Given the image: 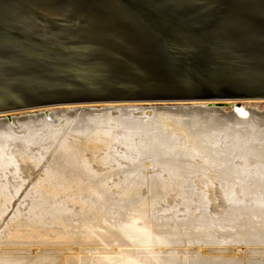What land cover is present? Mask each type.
Segmentation results:
<instances>
[{
  "label": "bare ground",
  "instance_id": "1",
  "mask_svg": "<svg viewBox=\"0 0 264 264\" xmlns=\"http://www.w3.org/2000/svg\"><path fill=\"white\" fill-rule=\"evenodd\" d=\"M15 120L19 123L17 128ZM205 123H212L209 127L219 130V133L224 123H231L229 133H233L232 136H228V139L225 133L221 136L223 140H230L233 145L241 144L237 142L240 134H236L241 130L233 131L232 123L245 127L244 129L248 127L252 141L257 139L264 142V111L25 118L14 119L12 122H9V119H0V220L10 201L30 176L22 175L23 164L30 163L37 167L44 155L54 147L53 155H50L51 161H48L27 193V208L14 212L13 222L8 224L4 229L5 233L3 232L5 240L0 241L2 246L22 247L3 248L0 264H264V254L251 257L246 255V251L251 249L243 250L246 245L264 246V150L259 151L261 159L255 157L257 164H254L259 174L256 177L247 175L246 179L248 183H253L254 188L250 187V190L256 196L245 204L244 201H237L233 193L234 183L236 179L241 180L242 184L238 187L243 188L245 184L241 176L246 174V170L242 169V166L226 165L221 158L216 162L218 158L215 156L219 154L217 148L213 150L212 155L210 152L206 153V146L198 147L190 143L195 142V137L210 135L207 128L204 130L205 127L202 126ZM146 124H152L153 127L155 125L159 131L157 143L161 144L165 139L162 136L170 138L168 131L172 134L174 132V135L171 134L173 141L189 142L191 155L198 157L203 163L186 162L183 159L186 151H175L174 144L169 139L168 142H171L174 150L170 148L169 151H164L157 145H150L151 143L149 148H134L126 141L133 140L134 137L127 136L123 128L137 130ZM20 128L23 133L18 135ZM34 128L38 131H33ZM45 133L49 134V139L45 138ZM133 135L144 134L134 131ZM214 136L213 139L208 136L209 140L206 141L216 142ZM202 137L201 140L204 139ZM140 138L144 144V136ZM48 140H51V144L47 145ZM242 140L245 139L240 141ZM32 142L45 147H42L41 152L34 148L29 149L28 145ZM168 144L166 148L171 147ZM123 150L125 154H120ZM182 150L184 151V148ZM231 151L233 154L238 153L236 149ZM147 154L155 155L154 161L162 169L164 176L142 173L139 162H135L136 157ZM240 159L244 161L245 158ZM123 161L131 164L122 167ZM147 162L153 165L152 161ZM191 166L213 171L211 179L219 183L226 204V209L221 210L224 214L209 215L201 212V215L197 216L199 210L191 212L193 197L188 199L183 195V185L187 182ZM212 184L207 180L205 187L210 189ZM173 191L178 192L179 199L176 202L179 203L180 209L174 206V202L173 206L164 210L166 217L162 218L161 223H156L153 213L159 209H156L155 205ZM213 200L214 196L210 198L206 192L204 202L209 204ZM236 205H240L241 210L237 209ZM75 208L78 212H74ZM171 224L185 225L187 232L180 231L179 227L174 229ZM217 235L221 236V239ZM182 239H187L189 244L195 245L196 250L200 249L198 257L196 255L190 258L182 254L181 258L170 254L172 249H164L168 245H179ZM223 239L226 241L222 244H228L227 247H211L220 244ZM23 245H32L33 248ZM142 245L144 248H141ZM146 245L158 247L149 248ZM36 249L39 250L38 253ZM91 249L101 254L94 256L98 258L96 263L88 261L92 254L80 255V252L87 250L93 252ZM237 249H242L241 255H234L240 253Z\"/></svg>",
  "mask_w": 264,
  "mask_h": 264
},
{
  "label": "water",
  "instance_id": "2",
  "mask_svg": "<svg viewBox=\"0 0 264 264\" xmlns=\"http://www.w3.org/2000/svg\"><path fill=\"white\" fill-rule=\"evenodd\" d=\"M263 111L264 0H0V119Z\"/></svg>",
  "mask_w": 264,
  "mask_h": 264
},
{
  "label": "rangeland",
  "instance_id": "3",
  "mask_svg": "<svg viewBox=\"0 0 264 264\" xmlns=\"http://www.w3.org/2000/svg\"><path fill=\"white\" fill-rule=\"evenodd\" d=\"M169 116H172V117H175V115H169ZM259 118V117H258ZM261 119V118H260ZM6 120H8V119H6ZM14 119H9V122H12ZM16 121V122H15ZM14 121V124H16V128L19 126V123L17 122V120H15ZM263 121V120H262ZM227 123V122H226ZM207 123H205V125L203 124L202 126L203 127H205L204 128V130L206 129V130H208L209 131V133H210V135H212V134H216V133H218L217 135H212V136H210V135H201V137L202 136H205V137H202V138H204V139H200V138H196L195 137V142L194 141H192V142H190V143H192V145H196V146H206L207 147V150L205 149V151H206V153L208 152H210V153H212V155H214V153H213V150H215L216 148L218 149V151H219V154H216V162H219L220 161V158L224 161V164L226 163V165H232L233 167L234 166H236V165H238V166H242L243 168L242 169H245L246 170V174H243L241 177H242V179H244V184L245 185H243V188L241 189L240 187H238L240 184H242V182H241V180H239V179H236L235 180V183H234V186L235 187H233L234 189V194L236 195V197H237V201H244L243 203L245 204V202H248L249 201V199H251V198H253V197H255L256 196V194L253 192V191H251L250 190V187H251V189L252 188H254V185H253V183H251V182H249L248 183V181L246 180V179H248V176L247 175H249L250 177H256L259 173L256 171V168H257V166L255 165V164H257V162H256V159H255V157L257 156L258 158H260V157H262L261 156V154L259 153V151H260V149L261 150H264V142H262V141H257V139L256 140H251V138L249 137L250 136V129L247 127L246 129H244L245 127H240V125H238V124H234V123H232V130L233 131H235V130H241L240 131V133H236L237 134V136H238V134H240V138L241 139H245V140H242V141H240L241 139L240 138H238V143L240 144L239 146H237L236 144H230V140H228L227 141V139H228V136H232V132L233 131H231V133L232 134H230L229 133V125H231V123L230 124H225L224 123V125H222L220 128V131H221V133H219V130H214L213 128L211 129V127H209V125H212V123H208L207 125H206ZM214 124V123H213ZM190 125V124H189ZM208 126V127H207ZM237 128H236V127ZM239 126V127H238ZM53 127V126H52ZM152 127V128H151ZM147 128V129H146ZM35 129V128H34ZM150 129H152V130H150ZM210 129V130H209ZM226 129V130H225ZM235 129V130H234ZM244 129V130H243ZM123 130L125 131V133H126V135L128 136V135H131V136H133L132 138H133V140L135 141H133V140H126V141H128V143L129 144H131L134 148L136 147V149L137 148H140L141 147V149L140 150H142V148H149L150 147V145H152V146H154V145H157V146H159V149H161V150H164V151H169L170 150V148H172L173 149V146H172V144H171V142L169 143L168 142V139L169 140H172V143L174 144V149H175V151H179V150H181V153H183V152H185L186 151V155H184V157H183V159L184 160H186V162H192V163H199V164H201V163H203V161H201L200 159H198V157H196V156H194V155H191V153L192 152H190L191 151V146L189 145V142H187V141H180L179 143L178 142H176V141H178V140H175V142L177 143V145H178V147H177V145H176V143L173 141V139H172V135H174L175 133L173 132V134H172V132H170V131H168V133H169V135H170V138H167V137H165V136H162V138H165L163 141H162V143L161 144H159V143H157L158 142V140H157V138L156 137H159L160 135H159V131H157V128H156V126L154 125V127H153V125L152 124H146V125H144V127H141V128H137V130L136 129H131V128H123ZM18 131H20L19 133L17 132V134L18 135H21V133H23V132H21L22 131V128H20V130H18ZM33 131H38V129H35V130H33ZM32 131V132H33ZM134 131H139V133L140 134H144V135H138L139 137H142V136H144V138H143V140H146L145 142H144V144H142L141 143V140H142V138H140L139 139V137L138 136H134L133 135V132ZM143 131H145V133L143 132ZM153 131V132H152ZM211 131V132H210ZM223 131V132H222ZM226 131V132H225ZM131 132V133H130ZM143 132V133H142ZM147 132V133H146ZM213 132V133H212ZM243 132V133H242ZM248 132H249V134H248ZM26 133V132H25ZM34 133V132H33ZM223 133H225L226 134V138L227 139H225V140H223L222 139V136L221 135H223ZM245 133V134H244ZM16 134V133H15ZM26 134H28V132L26 133ZM48 134V133H47ZM46 133H45V138L46 139H49V134L47 135ZM172 134V135H171ZM224 134V135H225ZM244 134V135H243ZM125 135V136H126ZM147 137H146V136ZM49 136V137H48ZM151 137V138H149V137ZM210 137V139H213V136L217 139V141L216 142H213V143H211L210 141H206V140H209V137ZM219 136H221V137H219ZM244 136H245V138H244ZM138 137V138H137ZM153 137V138H152ZM243 137V138H242ZM146 138V139H145ZM207 138V139H206ZM140 141V143H139V141ZM152 139V140H151ZM250 139V140H249ZM166 140V141H165ZM260 140V139H259ZM120 140L118 139V142H119ZM137 141V142H136ZM152 141V142H151ZM190 141H191V139H190ZM219 141V142H218ZM47 143V145L48 144H51V140H48V141H46ZM133 142V143H132ZM247 142V143H246ZM258 144H257V143ZM149 143H151L150 145H149ZM168 145H171V147L169 146V147H167L166 148V146H167V144ZM243 143V144H242ZM245 143V144H244ZM249 143V144H248ZM56 144V143H55ZM55 144L53 145V146H55ZM134 144L136 145V146H134ZM137 144H139V145H137ZM164 144H166V145H164ZM185 144V145H184ZM33 145V146H32ZM147 145V146H146ZM211 145V146H210ZM247 145V146H246ZM258 146V148H257V146ZM260 145V146H259ZM263 145V146H262ZM138 146V147H137ZM140 146V147H139ZM149 146V147H148ZM160 146H162L161 148H160ZM236 146V147H235ZM243 146V147H242ZM252 146H253V148H252ZM42 147H45V146H43V145H37L36 144V142H32V144L31 143H29V145H28V148L29 149H31V148H34V149H37V150H39V152H41V150H42ZM179 147H181L182 149L184 148V151L181 149V148H179ZM242 147V148H241ZM250 147V148H249ZM54 148V147H53ZM53 148H51L50 150L51 151H49L47 154H45L44 155V157H43V159L40 161V163L38 164V166L36 167V166H33V165H30V163H27V164H23V166H22V168H21V170H23L22 171V175L24 176V175H26V174H30V176H29V178L23 183V185L20 187V189H19V192L16 194V196L15 197H13V199L10 201V205H9V207H8V209H7V211H6V213L2 216V218H1V220H0V241L2 242L3 240H5V232H4V229L6 228V226L8 225V224H10L11 222H13V219H12V216L14 215V212L15 211H20V209H21V211L23 210V209H26L27 208V202H28V200L26 199V196H27V193L30 191V188H32V185L34 184V182H35V180H36V178H37V176L38 175H40L42 172H43V169H44V167H45V165H47V163H48V161H51L50 160V158L52 157V156H50L51 154L53 155ZM165 148V149H164ZM169 148V149H168ZM177 148H178V150H177ZM246 148V149H245ZM263 148V149H262ZM123 149H125L124 147H123ZM167 149V150H166ZM173 149V150H174ZM223 151H221V150ZM233 149H236L237 151H238V156H236L237 154L236 153H231L232 151L231 150H233ZM243 149V150H242ZM133 150H135V149H133ZM196 150H197V147H196ZM35 151V150H34ZM221 151V152H220ZM231 151V152H230ZM243 151H244V153H243ZM180 152V151H179ZM190 152V153H189ZM231 154H230V153ZM147 153H149V152H147ZM120 154H125V151L123 150V151H121L120 152ZM232 154H233V156H232ZM236 154V155H235ZM240 154V155H239ZM248 154V155H247ZM148 155V154H147ZM142 156V157H136V161L135 162H139V165H140V167L142 168L141 169V171H143L142 173L144 174V175H158V174H160V175H162V176H164L165 174H164V172L162 171V169L161 168H159L157 165H156V162L154 161V156L155 155H148V156ZM259 155V156H258ZM194 156V157H193ZM225 157V158H224ZM234 157V158H233ZM237 157V158H236ZM256 157V158H257ZM224 158V159H223ZM230 158V159H229ZM240 158H245L244 159V161L243 160H241ZM152 159V160H151ZM261 159V158H260ZM148 160H150V161H152V163H153V165H154V167H153V165H149L148 164ZM227 160V161H226ZM231 163H230V162ZM124 162V161H123ZM228 162V163H227ZM254 162H255V164H254ZM131 164V163H130ZM129 163H127V162H124V166H122V167H125L126 165L127 166H129L130 165ZM145 164H147V165H145ZM211 165V164H210ZM255 165V166H254ZM31 166V167H30ZM187 166H188V164H187ZM30 167V168H29ZM122 167H120V168H122ZM139 167V168H140ZM29 168V169H28ZM33 168V169H32ZM190 168V172H189V174H188V178H187V182L183 185L184 186V189H185V192L183 193V195L185 196V198H188V199H191L192 197H193V199H191L192 200V202H193V204H192V207H191V212H195L194 210H199V212H197L196 213V215L197 216H200L201 215V212H205L206 214H209V215H220V214H224V212H221V210L222 209H226V204H225V201H224V198L222 197V195H221V191H220V185H219V183L215 180L214 182H213V180L211 179V174L213 173V171L212 170H209V169H197V168H195L194 166H191V167H189ZM249 168H250V170H249ZM146 170V171H145ZM158 171V172H157ZM208 171H209V173H208ZM239 172H241V170H238ZM256 171V172H255ZM28 172V173H27ZM148 172V173H147ZM146 173V174H145ZM198 174V175H197ZM210 175V176H209ZM197 176V177H196ZM199 176H200V178H199ZM209 176V177H208ZM197 178V179H196ZM209 178V179H208ZM10 179V178H9ZM211 179V180H210ZM207 180H209V183L210 184H212L211 186V188L210 189H207V187H205L206 186V184H207ZM211 181V182H210ZM203 183V184H202ZM198 184V185H197ZM187 185V186H186ZM237 187V188H236ZM244 187H246V189L244 188ZM239 188V189H238ZM238 189V190H237ZM241 190V191H240ZM144 189H143V193H144ZM237 191H239L240 193L242 192V194H239V192H237ZM174 192V191H173ZM171 192V193H169V194H167V196L166 197H164L163 198V200H161L160 199V201H162V202H158L157 203V205H155V207H156V209L158 208L159 210L157 211V210H155V212L153 213L154 214V218H156V223H158L159 221V223H161V220H162V218L163 217H166V211L164 212V210L166 209V207H170V206H173L174 204V202H176L178 199H179V197H178V192ZM207 192V194H208V197H210V198H213V196H214V199L215 200H213V201H211L209 204H206L205 202H204V198H205V193ZM253 192V193H252ZM190 197V198H189ZM195 197V198H194ZM264 198V197H263ZM239 199V200H238ZM241 199V200H240ZM109 201H111V199L109 200ZM108 201V202H109ZM166 206H165V205ZM178 202H176V204L174 205L175 207H177V209L179 208L180 209V207L178 206ZM158 205H161V206H158ZM168 205V206H167ZM237 206V209H239V210H241V206L240 205H236ZM154 207V208H155ZM162 207V208H161ZM76 209V208H75ZM74 210V209H73ZM77 211V209L76 210H74V212H76ZM78 212V211H77ZM173 212V211H172ZM12 219V220H11ZM9 220V221H8ZM11 220V221H10ZM171 222V221H170ZM228 224V226L227 227H229V223H227ZM176 225H178V224H176ZM174 226V224H171V227H173ZM179 227V228H178ZM182 227V228H181ZM186 226L185 225H182V226H174V229L175 228H178L180 231H186L187 232V228H185ZM169 229H171V230H174V229H172V228H170L169 227ZM183 229V230H182ZM225 231H226V229H225ZM4 232V233H3ZM2 237V238H1ZM217 237H219V239H221V236H218L217 235ZM183 241V242H182ZM182 241H181V243L179 244V245H168V246H165L164 247V249L166 248V249H172V251L171 252H169L170 254H172V255H174V256H181V258L183 257V255L185 256V255H187L188 257H194V256H196L197 255V253H199L200 252V249L199 250H196V248H195V245H193V244H189L187 241V239H182ZM185 241V242H184ZM226 240L225 239H223L222 241H221V243L220 244H215L214 246H212L211 245V247H214V248H225V247H227L228 246V244L226 245V244H222V243H224ZM186 244H189V245H186ZM147 247H149V248H154V247H158V245H153V246H148V245H146ZM146 246H145V248H146ZM170 246H171V248H170ZM216 246V247H215ZM224 246V247H223ZM12 248V247H22V246H7V245H4V246H2V245H0V255H2V249L4 248V249H6V248ZM23 247H28V248H33V246L32 245H23ZM42 246H40V248H41ZM52 247V246H51ZM66 247H68V246H66ZM81 247H86V246H81ZM139 247H141V246H139ZM193 247V248H192ZM207 247H209V246H207ZM246 248H243V250H245V249H251V250H249V251H251V252H249V251H246V255L248 254L249 256H251V257H260L261 255H263L264 254V249H261V248H264V246H251V245H246L245 246ZM42 248H45V247H42ZM120 248H122V247H120ZM141 248H144V245H142V247ZM163 248V247H162ZM163 249V250H164ZM195 249V250H194ZM93 252H91V251H89V250H87L86 252H80V255H82V256H90L91 254V256L92 257H89V262H94V263H96V261L98 260V258L97 257H95L94 258V256H100L101 254H98V253H96L95 251H94V249H91ZM96 250V249H95ZM180 250V251H179ZM182 250V251H181ZM242 251V249H237V251L238 252H240V253H236V254H234V255H241V251ZM256 250V251H255ZM259 250V251H258ZM262 252H261V251ZM37 253H38V251L39 250H35ZM187 251H189V252H187ZM192 251V252H191ZM193 251H195V253L193 252ZM197 251V252H196ZM88 252V253H87ZM91 252V253H90ZM165 252H167V251H165ZM173 252H174V254H173ZM178 253V254H177ZM85 254V255H84ZM177 254V255H176ZM183 254V255H182ZM60 255V254H59ZM65 256V255H64ZM68 256V255H67ZM199 255H197L196 257H198ZM95 259V260H94ZM97 259V260H96ZM253 259H259V258H253Z\"/></svg>",
  "mask_w": 264,
  "mask_h": 264
}]
</instances>
